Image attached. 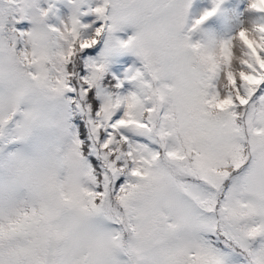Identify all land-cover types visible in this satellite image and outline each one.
Returning <instances> with one entry per match:
<instances>
[{
  "label": "snow or ice",
  "instance_id": "obj_1",
  "mask_svg": "<svg viewBox=\"0 0 264 264\" xmlns=\"http://www.w3.org/2000/svg\"><path fill=\"white\" fill-rule=\"evenodd\" d=\"M189 7L102 0L83 38L0 0V264H264V18L193 42ZM118 50L142 60L127 94Z\"/></svg>",
  "mask_w": 264,
  "mask_h": 264
},
{
  "label": "rangeland",
  "instance_id": "obj_2",
  "mask_svg": "<svg viewBox=\"0 0 264 264\" xmlns=\"http://www.w3.org/2000/svg\"><path fill=\"white\" fill-rule=\"evenodd\" d=\"M38 2L43 9H48L51 5L52 10L46 18V23L54 27H62L63 23L70 22L72 16L76 14L82 25H88L81 30L83 38L92 36L95 29L103 23L94 12V9L102 4V0H75V2L73 0H38ZM214 9L215 12L211 17L202 24L196 25L197 20ZM262 18L264 13L252 9L251 0H190L186 26L191 30L193 42H206L208 39L223 41L235 36L242 27H249ZM133 34L134 29L125 28L112 35L116 39L127 40ZM103 39L106 43L103 46L97 45V56L89 55L87 64L98 60L106 46L111 47L112 41L109 39V34L108 38ZM108 61V68L114 72L119 81H123V87L119 91L123 94L135 91V82L130 78L137 70L142 69L141 58L132 51L118 50L109 55Z\"/></svg>",
  "mask_w": 264,
  "mask_h": 264
},
{
  "label": "trees",
  "instance_id": "obj_3",
  "mask_svg": "<svg viewBox=\"0 0 264 264\" xmlns=\"http://www.w3.org/2000/svg\"><path fill=\"white\" fill-rule=\"evenodd\" d=\"M103 38H108V34L105 33ZM103 38L101 39V42H103ZM102 44L104 45V43H102ZM97 45L94 46V48L85 50L83 53H81V64L82 65L88 63L89 55L97 56V53H96L98 51ZM85 71L87 72L88 69H86ZM108 81H110L113 85L120 82L119 79L115 76L114 72L109 68H108V71H107L106 76H105V83ZM106 90L111 91L112 89L107 88Z\"/></svg>",
  "mask_w": 264,
  "mask_h": 264
}]
</instances>
